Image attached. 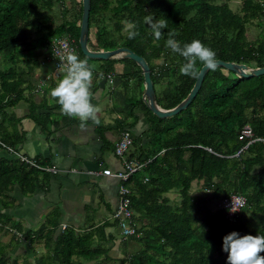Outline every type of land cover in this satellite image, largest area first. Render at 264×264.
Instances as JSON below:
<instances>
[{"label":"trees","instance_id":"16d2710c","mask_svg":"<svg viewBox=\"0 0 264 264\" xmlns=\"http://www.w3.org/2000/svg\"><path fill=\"white\" fill-rule=\"evenodd\" d=\"M230 1L90 0L88 47L95 52L127 48L142 57L151 70L156 104L170 110L186 99L197 77L180 73L183 58L165 47L169 32L176 34L181 46L200 40L216 52L217 60L251 69L264 67V0H239L235 11ZM81 4L82 0L80 4L0 0V143L16 153L23 136L17 130L20 120L15 108L20 102L28 103L30 115L41 109L31 101L38 57L46 59L44 51L52 39L61 38L73 41L75 53L88 59L78 44ZM148 14L167 20L159 40L144 23ZM129 23L135 28H128ZM248 26L259 30L253 41L247 37ZM132 30L139 35L129 39ZM106 61L108 71L112 59ZM119 61L135 68L144 83L133 61ZM202 66L198 62L199 70ZM51 72L52 68L47 77L53 80ZM141 96L132 108L143 110L151 135L143 147L131 134L137 151L128 158L143 167L125 186L130 190L133 219L147 224L138 229V236L122 241L123 257L113 260L106 250L95 247L91 234L79 235L70 228L49 224L22 233L13 226L5 213L13 204V191L27 195L43 189L40 183L48 174L41 178L39 170L8 156L0 157V234L9 226L22 239L12 234L8 243L0 241V264H227L226 235H264V75L244 78L221 67L209 70L196 97L172 118H157ZM119 124L122 131H131L129 124ZM247 125L252 138L259 140L240 152L249 141L239 140ZM193 184L205 194L194 193ZM170 192L177 193V200L167 196ZM234 194L244 197L246 206L230 222L217 203ZM24 242L28 252L14 257L11 252ZM39 243L43 252L37 250ZM131 243L136 249H129Z\"/></svg>","mask_w":264,"mask_h":264},{"label":"crops","instance_id":"0c3cea01","mask_svg":"<svg viewBox=\"0 0 264 264\" xmlns=\"http://www.w3.org/2000/svg\"><path fill=\"white\" fill-rule=\"evenodd\" d=\"M76 2L80 4V0ZM75 7L79 10L80 5ZM121 58H112V67L108 71L105 69L108 62L102 68H92L91 103L99 109L96 114L98 123L88 120L83 126L78 118L63 114L51 97L50 91L60 80H50L46 90L42 91L44 80L52 68L49 59H42L41 66L45 67V71L40 67L34 70V78L39 82L31 94L32 103L40 105L41 109L30 115L26 107L32 105L25 102L21 105L20 102L14 110L16 118L20 120L17 130L23 136L18 152L35 159L41 166L54 168L56 174L40 172L41 178L47 173L48 179L41 181L40 187L44 185L43 189L31 194L22 195L14 190L13 204L5 210L11 224L22 233L50 224L59 229L70 228L79 235L91 234L95 247L106 250L113 260L121 259L124 250L118 221L113 219L118 205L117 190L121 183L100 172L107 169L117 173L122 170V160L114 154L115 143L123 129L120 122L124 127L129 124L133 137L140 139V146L145 147L148 143V125L143 110L140 107L132 108V103L140 99L144 84L139 82L140 75L136 69L121 63ZM113 59L116 61L114 65ZM107 74L113 75L114 83L111 86L106 81ZM124 86L125 90L133 87L132 97L128 89L122 92ZM136 148L132 145L127 157L137 151ZM8 156L14 158L0 150V157ZM145 223L147 221L137 222V228ZM37 245L38 250L43 249L42 243ZM27 247L25 242L20 244L14 249L17 250L15 256L25 253Z\"/></svg>","mask_w":264,"mask_h":264},{"label":"clouds","instance_id":"9594fccd","mask_svg":"<svg viewBox=\"0 0 264 264\" xmlns=\"http://www.w3.org/2000/svg\"><path fill=\"white\" fill-rule=\"evenodd\" d=\"M144 23L157 40L162 36L161 30L167 27V20H156L151 14L144 17ZM128 28L134 29L135 25L129 23ZM137 35H139L137 31H128L129 39H133ZM175 35L172 32L168 33L165 47L183 58L184 63L179 69L182 75L197 77L200 74L198 62L208 70H214L217 67V54L213 49L205 46L198 39L181 46L175 39ZM62 60L64 63L61 66L66 70V74L50 91L51 97L56 100L63 114L78 118L82 122V126L88 120L98 123L96 114L99 109L91 103L90 88L93 69L89 66L88 61L81 59L74 50H69ZM134 215L133 213V217ZM135 223L137 228V222L135 221ZM7 231L9 232V229ZM223 251L228 254L227 264H264V255H262L264 254V235L241 236L237 232H232L223 238Z\"/></svg>","mask_w":264,"mask_h":264},{"label":"built area","instance_id":"2783aa9c","mask_svg":"<svg viewBox=\"0 0 264 264\" xmlns=\"http://www.w3.org/2000/svg\"><path fill=\"white\" fill-rule=\"evenodd\" d=\"M72 42L73 41L69 39L54 38L49 44L48 51H44V54L48 52L47 59H49V61L52 63L51 76L54 80H61L66 74V70L61 66V64L64 63L62 57L65 56L69 50L75 51V46L72 45ZM105 76L107 83H109L110 86L113 85V75L107 74ZM252 136L253 134L251 128L248 125L245 126L240 133L239 140L247 138L249 141L240 152L246 150L249 144L259 140L253 139ZM132 145L133 139L131 132L129 130L122 131L118 141L114 146L115 156L122 160V170L117 173H111V171L107 169L100 172L101 175L106 177H114L121 183L117 190L118 205L117 210L113 215V219L118 221V226L123 240L132 236H138L136 223L133 219V212L130 210V190L125 186V184L128 183L130 177L143 167V165L137 160H130L127 157L128 151L131 149ZM0 146L13 157L16 156L21 162L27 164L29 168H36L39 170V172H50L52 174H56V170L54 168L41 166L36 162L35 159L26 158L22 154L14 152L4 143H0ZM245 206V198L237 194L231 195L228 198L220 199L217 203V207L225 212L226 219L230 222H234L236 220L237 216L242 213ZM9 232L15 235L17 239H22L21 235L16 233L14 230L9 229Z\"/></svg>","mask_w":264,"mask_h":264},{"label":"water","instance_id":"95a60500","mask_svg":"<svg viewBox=\"0 0 264 264\" xmlns=\"http://www.w3.org/2000/svg\"><path fill=\"white\" fill-rule=\"evenodd\" d=\"M82 14L80 21V33L78 37V44L82 54L88 59L96 60H109L122 56L124 59H129L133 61L141 70L144 84L143 95L141 96L144 103L147 104L149 111L154 114L159 119L170 118L177 115L179 112L185 110L191 101L196 97L205 75L209 71L204 66L200 69V74L197 76V79L191 89L190 93L180 104L170 110L161 109L155 101V91L154 85L151 79V70L147 62L140 56L136 55L134 52L127 48H119L115 50L107 51H92L88 47V38H89V14H90V0H82ZM217 67H221L226 71H231L238 74L244 78L258 77L264 75L263 68L251 69L244 65H239L235 63H227L221 60H217ZM136 94V93H135Z\"/></svg>","mask_w":264,"mask_h":264},{"label":"rangeland","instance_id":"374dc122","mask_svg":"<svg viewBox=\"0 0 264 264\" xmlns=\"http://www.w3.org/2000/svg\"><path fill=\"white\" fill-rule=\"evenodd\" d=\"M81 1V0H80ZM239 0H231L230 2H229V5H230V8H232V10H237V8H238V5H239ZM68 4H70L69 2H68ZM69 9H70V7H71V5H68L67 6ZM57 9V10H56ZM56 11H58L59 9H60V7H56ZM258 33H259V30L258 29H256L254 26H248V33H247V37H248V39L249 40H251V41H253L256 37H257V35H258ZM90 38L91 39H93V35H90ZM48 57V56H47ZM38 59H39V64H40V68H42L44 71H45V67L44 66H41V63H42V59H43V57H38ZM87 61H88V64H89V66L91 67V68H93V67H95V68H98V66L99 67H101L102 68V66L104 65V64H106L107 63V61L106 60H96V59H86ZM159 61H156V63H158ZM98 70V69H97ZM38 80H36L35 81V84H38ZM51 81H50V79H49V77H47V79L46 80H44V83H43V85H42V91L43 90H46V88L48 87V85H49V83H50ZM134 82V81H133ZM108 85V84H107ZM144 87V86H143ZM125 86L123 87V93H125V92H127V89H128V92H129V96L130 97H132L131 95L133 94V87H130V89H129V87H127V89L125 90ZM41 91V92H42ZM24 102H22V104L21 105H24L23 104ZM29 108L28 107H26V110H28ZM125 114H127V113H125ZM172 118V117H171ZM150 135H151V133H149V134H146V136H148V137H150ZM192 191L194 192V193H196V194H200V195H203V194H205L204 192H200V190H198L197 189V187H196V185L195 184H193V186H192ZM200 192V193H199ZM167 196L170 198V199H172V200H174V199H176L177 200V193H175V192H170V193H168L167 194ZM209 207L212 209V210H215L216 209V207L214 206V204H210L209 205ZM7 229H8V227H5L4 228V230H3V232L1 233V237H0V239H1V241L3 242V243H8V241H10L11 239H12V233L11 232H7ZM129 249H132V250H134V249H136L135 247H134V245L131 243L130 244V246H129ZM26 250V252H28L27 251V249H25ZM38 250V249H37ZM17 251V250H16ZM16 251L14 250L13 252H11V254L15 257V254H16ZM40 252H43V250H40Z\"/></svg>","mask_w":264,"mask_h":264}]
</instances>
